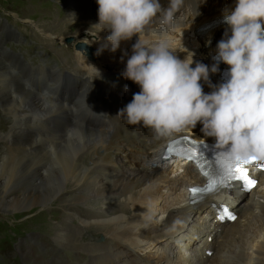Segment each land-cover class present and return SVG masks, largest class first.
Masks as SVG:
<instances>
[{"label": "bare ground", "instance_id": "obj_1", "mask_svg": "<svg viewBox=\"0 0 264 264\" xmlns=\"http://www.w3.org/2000/svg\"><path fill=\"white\" fill-rule=\"evenodd\" d=\"M246 1L61 0L64 6L71 7L67 9L73 18V23L69 24L71 30L77 28L76 35L71 37H76L75 40L79 42L78 37L85 34L81 43L93 49L91 55L83 50L70 52L73 72L84 79L83 93L69 106L53 104L49 99L47 102L42 98L45 92L33 94L28 91L30 88L25 84L28 80L24 78L22 67L13 60V55L9 56L5 52L0 56V68L8 71L12 77L16 76L18 81L11 86L12 89L37 101L38 112L49 108L46 114L38 115L37 118L34 115L37 119L36 129H18L19 121H13L9 129L0 132V142H5L4 152L0 154V167L6 157L19 159L37 153V163L34 162L26 173L23 168L18 169L16 166L13 176L0 182V212L25 213L35 207L44 208L52 202L68 208L70 204H85L89 197H97L104 204L103 209L94 207L96 210H84L81 212L83 217L79 215L78 222L70 224L71 228L64 226L59 230V227L56 232L50 233L56 245L63 242L60 246L68 249L83 243L90 252L97 251L90 254L96 262L101 255L100 247L93 245V233L90 235L89 231L108 236L110 242L104 245L110 248L117 249L127 243L136 245L140 242L151 247L153 242L157 244L159 239L165 238L164 234L179 219L190 220L195 212L186 204L185 195L192 182L198 181L197 175L190 165L162 162L159 155L164 139L158 136L156 128L150 137L136 135L134 130L137 125L134 121L140 124L143 120L152 128L166 119L164 114L155 110L160 102L151 93L143 95V90L179 95L188 87L183 86V82L185 74L192 67L211 63L216 65L219 54L228 55L226 60H229L245 51L249 44L247 40L253 38L236 31L220 33L225 43L218 48L214 42L209 44L212 37L219 35L218 32L198 41L193 39L192 32L217 15L237 13ZM64 12H57L56 17L61 18ZM4 31L0 28L1 33ZM86 36H93V40H86ZM45 37L53 41L50 35ZM90 57L92 60H89ZM40 70L42 73H37V81L39 77L49 76L53 86L59 85L58 68L41 66ZM123 73L139 74L140 78L133 84L142 89H123L117 94L113 85L118 81L128 84L121 80ZM205 78L196 85H204ZM154 84L161 87L156 89ZM192 90L196 91L197 88ZM5 95L2 98L7 100L12 97ZM95 97L112 116L109 129H88L81 124V107ZM186 113V119L196 135L205 138L221 132L240 135L227 124H214L202 110L186 108ZM35 133L37 145L34 146L31 141ZM24 179L36 180L37 187L26 190ZM249 195L250 198L239 211L237 221L226 225L227 230L218 242L215 254L211 258L191 255L196 264H264V174L259 177L257 189ZM46 211L41 209L36 213L40 216ZM74 212L77 213L76 210ZM156 212L160 213L158 221L153 219ZM191 230L187 228L186 231L189 233ZM191 242L192 239L186 237L184 243L189 245ZM29 244H33L31 239ZM23 247L22 255L27 259V264H42L43 260L33 256L29 246L24 244ZM101 260L108 261L107 258ZM143 260L148 264H172L164 256L154 253L148 254ZM54 263L52 259L50 264Z\"/></svg>", "mask_w": 264, "mask_h": 264}, {"label": "rangeland", "instance_id": "obj_2", "mask_svg": "<svg viewBox=\"0 0 264 264\" xmlns=\"http://www.w3.org/2000/svg\"><path fill=\"white\" fill-rule=\"evenodd\" d=\"M70 8L71 7H69L67 5L64 6L62 4L61 0H0V28L2 29L3 23L6 22L11 27L13 26L18 33H21V35L18 33L16 34L12 30H10L8 32V34L6 33V31H4L2 33L0 32V56H3L5 54V49L7 48L9 52H12L14 57H16V55H18V57H19L20 54H16V53L20 52L23 54V56L26 59H28L27 61H31L33 64L40 63L41 61H43L46 64H50V65H47L46 67H51V65H52L53 68L56 67V69L58 68V70H60V71L67 70V71L73 73L72 72L73 71L72 66H71L73 63V59L71 58V54H72V52L75 51L74 45L76 44V42L78 43V41L75 40V39H77L76 37L75 38L71 37V35H76L77 28L76 29L74 28V30H71V28L69 26V24L73 23V18L70 17V13L67 11V9H70ZM60 11H66V12H64V14L61 18L56 17V13L57 12L59 13ZM24 21H27V22H24ZM11 31L13 32L12 35H10L12 33ZM43 35H45V36L50 35L53 41H51V42L48 41V39ZM84 35H81L78 37V39L80 40L79 41L80 43L83 41ZM17 36L19 38H17ZM70 37L73 39V42L70 41L69 43H66L65 42L66 39L70 38ZM92 37L93 36H86L85 39L87 40L89 38V39L93 40ZM8 38H10V40H8ZM55 38H57L58 40H61V41L56 42ZM62 38H63V41H62ZM4 40H7V42L4 43L5 42ZM4 47H5V49H4ZM70 52H71V54H70ZM22 59L24 61H26L24 58H22ZM214 66H215V64L213 65V63H211V64H206L203 66L202 65L197 66L196 68L192 67L190 69V71H188L185 74V80L183 82L184 83L183 86H186L187 81H194L195 83H199L201 80H203L204 77H206L205 74L208 73V69L210 67H214ZM33 67H37V65H33ZM24 69L25 68L22 67L21 71H23ZM7 72L8 71L3 70V68H0V80L2 79L0 81V83H2V84H0V88H2V89H0V94L2 95V96L0 95V132L3 131L4 129H9V127L13 123V121H16L17 123L19 121L18 129L19 128L20 129H26V128L27 129H36L37 128V119H35V117L37 118L38 115H42L44 113L46 114L49 111V108L45 107L44 109H42V111L38 112L37 104H36L37 101H32L28 96H26L22 92H20V91L16 92V90L12 89L13 85H16L18 83V81L16 80V76L12 77V75H10L9 72L8 73ZM145 72L147 73V71H145ZM12 73L14 74V72H12ZM5 75H6V77H5ZM35 77L33 78V80L36 82L37 76H35ZM138 78H140L139 74H132V73L124 74L123 73L121 80L127 82L128 84H132L133 81H136ZM5 79H8V80H5ZM2 81H4L5 83ZM128 84H126V85H128ZM154 85L156 86V89L161 87L158 84H154ZM36 86H37V83H36ZM39 86H40V84H39ZM174 87H176V86H174ZM7 90H8V92H6ZM153 92L154 91H152L150 89H148V90L145 89V90H143L142 94L143 95L147 94V93L152 94ZM5 94L6 95L8 94L7 97H11V96L12 97L9 98L8 100L6 98H2ZM49 94H51V93H49ZM42 98L44 99V95L42 96ZM26 99H27V101H26ZM28 99H30V100H28ZM48 99L49 98H46L45 100H47V102H48ZM15 100L16 101L18 100V101L16 102ZM12 103H14V105ZM6 108H8V109H6ZM9 108H10V110H9ZM25 114L28 116L23 117L22 115H25ZM34 115H35V117H34ZM19 118H21V119H19ZM22 120H24V121L22 122ZM28 120H30V122H28ZM25 122H26V124H25ZM134 122L136 125H138L136 120ZM21 123H23L25 125H23ZM32 140L33 141H31V143H33L34 146L37 145L36 144L37 143V133H35V135L32 136ZM0 146H1L0 147V154H1L2 151L4 152L5 142H0ZM35 154L23 156V158L25 157L26 159L25 158L23 159L22 156L19 159H17V158L12 159V158H8V157L4 158L1 161L0 182L3 183L5 181V179L13 176V174L16 172V170H15L16 166L18 167V169L23 168V172L26 173L28 168L31 167V165L34 162L37 163V153H35ZM23 165H24V167H23ZM1 168L3 169L2 171H1ZM24 180L26 182V183H24L26 190L33 188V187L34 188L37 187V181L36 180H33V181H31L30 179H24ZM0 189H2V186ZM91 198L92 197H89L87 199V203L85 202V204H81V203H78L75 205L70 204L71 206H69L68 208H65V207L63 208V206L59 207V205H62V204H56V203L54 204V202H52L51 204L47 205L44 208L40 207L37 209V207H35L32 210H30L29 212H25V213L4 214V213L0 212V264H27L28 263L27 259L22 255V250L24 248L23 247L24 244H26L27 246L30 247V250H31V253L33 254V256L38 258V260H41V261L43 260L42 264H50V261L52 259L54 261H56V258L54 256L55 254H53L52 258H50V259L48 258L52 255V252L49 251L50 248H48L50 246L49 243L53 246L56 245L54 243L53 237L51 236L50 233L56 232L59 227H60L59 230H61L64 226H65V228L66 227L71 228V227H69L71 223L77 222L80 216L83 217L81 212L84 210H92L94 207H96L97 210L104 208V204L101 203V201H98L97 197H94L92 199ZM95 201H96V203H95ZM74 206H76V207L74 208ZM88 206H90V207H88ZM26 207H29V204H26ZM47 207L48 208L50 207V208L48 209ZM51 208L53 210H51ZM56 208H58V209H56ZM41 209L48 210V211H46L43 215L39 216V215H37L36 212H37V210H41ZM96 209L94 208L93 210H96ZM75 210L77 211V213L74 212ZM66 213H68V214H66ZM63 218L64 219L66 218V219L64 220ZM159 218H160V213L156 212L153 215V219L155 221H158ZM191 219L190 220L188 219L187 221H183V220L179 219L177 224L174 225L173 227L169 228L167 230V232L164 234L165 238L159 239L158 242L159 241H168L170 239L177 240L178 236H183V235L187 234L188 233L186 231L187 228L192 229L191 224H192L193 220H191ZM62 221H64V222L61 223ZM71 231H73V230H71ZM94 233H95V231H89L88 232V234H90V235L92 234L91 235V242L92 243L97 242V240L100 236L104 237L106 239H109L108 236L106 237L101 232L97 233V234L96 233L94 234ZM29 239L32 240L33 244H29ZM93 240H95V241H93ZM158 242H157V244H158ZM62 243H58L59 245H57V246H60V244H62ZM104 244H106V243H104ZM21 245H23V246L20 247ZM96 246L100 247V249L102 247V245H96ZM46 248H48V251H47L48 257L46 255V250H45ZM146 248H150V247L147 246ZM52 250L55 251L57 249H56V247H53ZM70 251H72V249L61 250V252H60L61 261L63 260V255L66 252H70ZM100 254H101V252H100ZM68 260L69 259L64 260L63 262L67 263V262H69ZM168 262L172 263L171 261H168ZM144 263L148 264L146 261H144Z\"/></svg>", "mask_w": 264, "mask_h": 264}, {"label": "water", "instance_id": "obj_3", "mask_svg": "<svg viewBox=\"0 0 264 264\" xmlns=\"http://www.w3.org/2000/svg\"><path fill=\"white\" fill-rule=\"evenodd\" d=\"M69 41V40H68ZM75 49L77 50H85L87 51L88 53L91 51V49L89 47H87V45H85L84 43H77L75 45Z\"/></svg>", "mask_w": 264, "mask_h": 264}]
</instances>
